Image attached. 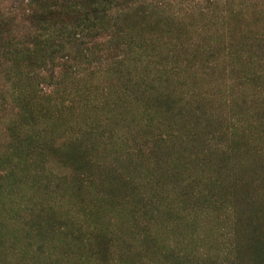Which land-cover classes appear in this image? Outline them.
<instances>
[{"label":"rangeland","instance_id":"374dc122","mask_svg":"<svg viewBox=\"0 0 264 264\" xmlns=\"http://www.w3.org/2000/svg\"><path fill=\"white\" fill-rule=\"evenodd\" d=\"M211 1L214 2L211 11L215 10L210 15L212 20L207 16L203 19L206 24L211 22L214 38L209 43L203 39L205 25L198 21L202 17L189 18L190 13L179 12L180 16L185 14L181 22L188 26L185 33L188 35L183 34V38L195 39L201 59L207 54V48L214 50L222 44V36L227 35V24L231 18L228 11L238 7L235 0ZM24 8L25 4L17 0H0V13L6 18L12 17V27L17 30L27 27L26 23L21 24ZM17 10L20 12H14ZM167 14L163 11L151 22L138 20V32L146 37L142 41H147L144 48L137 52V61L140 62L136 75L156 79L168 77L173 82L171 84L184 93L185 89L180 87L184 80L192 90V83L198 77L201 81L216 84L217 78H221L220 71L224 70L227 77L232 74L233 78L237 77L238 83L243 81L236 89L237 96L245 97L244 105H240L236 113L238 116L234 117L231 107H224L217 101L218 95L210 96L208 101L215 105L223 119L236 118L238 123L243 122L250 135H236L239 150H230L222 158L220 173L184 165L180 160L184 149L177 148L168 157V162L166 159L163 172L158 174L162 164L157 165L156 159L140 156L142 139L128 134H142L147 130L144 129L143 113L138 111L139 107L130 108L131 104H124L115 111L111 105L104 109L101 103L90 101L89 97H94L93 89L106 81L105 75L89 83L82 82V91L78 89L72 95L74 105L78 107L74 113H70L69 109L73 104L70 94L50 93L45 88L47 95L52 96L45 100L43 110L32 123L23 121L16 127L17 134L34 139L38 146L36 153L17 164L5 147L0 148V264H227L232 258L235 237L230 232L233 233L232 221L235 219L231 205L237 198L235 187L241 180L251 178L258 167L264 168V163H261L264 160V139L255 136L264 134L254 132L245 121L255 120L253 116L257 109L254 99H264V93H258L257 87L245 83L243 70L239 74L228 68L229 60L224 57L214 65L218 69L215 74L210 69H207V74L185 63L179 67L182 75H174L176 78L170 74L164 77L162 71L155 73L152 56L167 59V56L175 55L172 50L175 36L167 35L164 28L169 25L171 30L174 26L178 27V12L174 15L176 20ZM170 60L157 65L162 69ZM249 62L252 69L258 65L256 59H249ZM248 69L245 74L261 76L264 81V64H261L260 72L250 73V67ZM2 70L0 64V72ZM2 83L3 76H0V88H4L3 94L11 104V86ZM204 85L207 87L208 83ZM226 86L229 88L227 83ZM224 88L221 96L228 98L230 94L226 90L224 93ZM86 104L89 105L85 108ZM119 112L120 118L111 116ZM109 118L115 121L123 119L125 129L110 125L108 128H112V133L108 134H112V140L109 141L108 136L107 144L88 149L85 159L91 162L87 165V172L86 165L60 163L62 151H67L66 142L82 137L89 129L91 137L96 138L93 127L102 121L105 122L101 125H108ZM162 118L160 115L156 117L150 127L159 126ZM223 119L215 124L218 133L224 130ZM9 121L7 119L6 126ZM1 129L2 126L0 145L5 146L9 138L1 133ZM54 141L57 146L51 147ZM56 149L61 153L54 156ZM228 156H233V160H225ZM10 159L14 162L11 163ZM162 161L165 162V159ZM260 163L261 166H258ZM211 167L217 168L216 165ZM260 173L264 176V170ZM91 174L94 177L90 179L88 176ZM228 174H231L230 180H227ZM113 187L116 190H112ZM117 195V202H112ZM132 196L136 197V201L142 200L149 210L132 214L135 205ZM53 224L56 227L61 225V232H51L49 226ZM247 235L241 233L237 240L245 241ZM78 236L82 237L79 242L76 241ZM103 240L108 241L109 249L101 257L97 255V250Z\"/></svg>","mask_w":264,"mask_h":264},{"label":"trees","instance_id":"16d2710c","mask_svg":"<svg viewBox=\"0 0 264 264\" xmlns=\"http://www.w3.org/2000/svg\"><path fill=\"white\" fill-rule=\"evenodd\" d=\"M17 1L25 4L22 9L24 21L21 24L26 23V28L14 29L12 17L6 18L5 14L0 13V64L3 67L0 76H3V85L10 84L14 102V105H11L13 102L9 104L3 94L4 88H0V127H3L1 133L7 134L5 136L9 138L6 145L2 144L0 148L5 147L17 164L26 161V158H30V155L38 150L34 139L17 134L16 127L23 121L32 123L43 110L45 100L52 96L47 95L45 88L49 89L50 93L61 92L72 97L75 91L81 90L82 82L89 83L100 75H105L106 81L102 86L93 89L94 97H89L92 99L90 101L101 103L104 109L111 105L115 111L124 104H131L130 108L139 107L138 111L143 113L144 129L147 130L142 134H128L142 139L140 156L156 159L157 165L162 164L159 166V172L177 148L184 149L180 158L184 165H194L206 172L218 173L223 167L222 158L230 150H239L236 135L241 133L247 136L249 131L244 123H238L236 118L226 120L220 117L217 108L211 105L208 99L218 95L217 101L224 107H231L235 112L234 117L238 116L236 113L240 105H244L245 97L237 96L236 89L243 81L238 83L237 77L233 78L232 74L230 77L225 76L223 70L220 71L221 78H217L216 84L201 81L198 77V80L192 83L191 90L184 80L180 87L186 92L182 93L171 84L173 82L168 77L156 79L136 75L140 62L137 61V52L144 48L147 41H142L146 37L138 32V20L151 22L163 11L176 20L174 15L178 12V27L174 26L171 30L169 25L164 28L167 35L175 36L172 48L175 55L167 56V59L171 60L162 69L157 64L166 62L167 59L158 55L152 56L155 73L162 71L164 77L169 74L181 76L179 67L185 63L188 67H196L207 74V69H210L215 74L218 69L214 65L224 57L229 60L228 68L239 74L243 70L245 83L257 87L258 93H264L262 77L245 74L249 67L250 73L262 71L261 64H264V0H235L238 7L228 11L231 18L227 24V35L222 36V44L218 48H207L204 59L199 57L201 55L196 50L195 39L183 38L188 26L181 21L185 14L190 13L189 18L201 16L198 21L205 25L203 39L209 43L214 38L211 33L212 26L211 22L206 24L203 19H206V16L211 19L210 15L215 13V10L211 11L214 3L211 0ZM208 9L209 11H206ZM179 12L186 13L180 16ZM10 14L6 13L7 16ZM249 59L258 60L255 69L251 68ZM205 83H208L207 87ZM75 86L77 89H74ZM222 88L224 93L226 90L230 94L228 98L221 96ZM74 102L72 97L70 113L78 109ZM88 105L86 104L85 108ZM254 106L257 109L253 116L255 120L245 121L254 132L264 134V99L255 98ZM110 112L109 108L108 113ZM108 113L106 115H109ZM119 114L120 112L111 116L120 118ZM159 115L163 117L159 126L150 127V123ZM7 119L10 121L6 126ZM220 119H223L224 130L218 133L215 124H218ZM107 120L110 122L108 125H101L105 122L102 121L93 127L96 138L91 137L90 129L87 130L82 137L73 138V142H66L67 151H62L60 160L56 159L63 165H86L87 172V165L91 162L85 159L88 149L112 140V134H108L112 133V128H108L110 125L125 129L123 119ZM257 122L260 123L255 126ZM14 124L16 125L12 126ZM255 136L264 139V135ZM54 142L51 147L57 146L56 141ZM54 153V156L58 155L61 150L56 149ZM164 159L165 162L162 161ZM225 160L232 161L233 156H228ZM235 161L239 163L238 160ZM10 162L14 161L10 159ZM261 163L263 164L264 160ZM261 163L258 166H261ZM212 165L217 168L213 169ZM262 170L264 168L258 167L251 178L241 180L235 187L237 198L231 205L235 220L232 221L233 233L230 232L231 236L234 234L235 244L232 246V258L227 264H264V176L259 174ZM226 173L224 175L227 177ZM88 177L91 179L94 176L91 174ZM230 179L231 174H228L227 180ZM108 184L111 185L110 182ZM112 190L116 189L113 187ZM132 197L135 202L132 214L149 210L142 200L136 201V197ZM117 198L118 195L112 198V202H117ZM226 201L231 203L228 199ZM105 202L112 204L108 200ZM139 205L142 210L138 208ZM49 229L51 232H61V225L56 227L53 224ZM241 233L248 234L247 240H237ZM81 238L78 236L76 241L79 242ZM108 246V241H101L97 255H106Z\"/></svg>","mask_w":264,"mask_h":264}]
</instances>
